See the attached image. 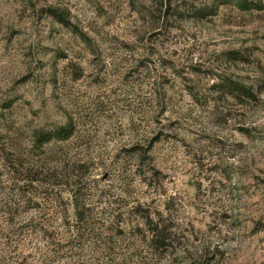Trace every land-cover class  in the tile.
Listing matches in <instances>:
<instances>
[{
    "label": "rangeland",
    "instance_id": "1",
    "mask_svg": "<svg viewBox=\"0 0 264 264\" xmlns=\"http://www.w3.org/2000/svg\"><path fill=\"white\" fill-rule=\"evenodd\" d=\"M0 264H264V0H0Z\"/></svg>",
    "mask_w": 264,
    "mask_h": 264
},
{
    "label": "trees",
    "instance_id": "2",
    "mask_svg": "<svg viewBox=\"0 0 264 264\" xmlns=\"http://www.w3.org/2000/svg\"><path fill=\"white\" fill-rule=\"evenodd\" d=\"M236 88L234 87V89H232V91H230L231 93L235 92ZM71 135V128L69 127V125H65V126H61L57 129H55L53 132H49L44 134V137H41L42 139H38L41 140V142H43L46 139H57L60 141L66 140L68 139V137ZM53 176L56 178L55 182L57 181V184H63L66 186H70L71 184H74L76 187H80L79 183V179L80 177L76 176V181H72L71 179L73 178V176H75L73 172H76V169L74 168V166H72L71 164H69L68 160L62 161L61 163H59V166H56L53 168ZM73 183H70V182ZM139 205V209H140ZM142 210V209H141ZM142 214L138 215L139 218V222L144 224L146 226L145 231H147V233H149L150 231V236L151 238H153L155 241L159 240L160 242H162L161 244L165 245L166 243L165 240L166 235L164 233L165 231V226H163L162 222L158 221L153 223V225L151 227H149V214L146 213V211H141Z\"/></svg>",
    "mask_w": 264,
    "mask_h": 264
}]
</instances>
